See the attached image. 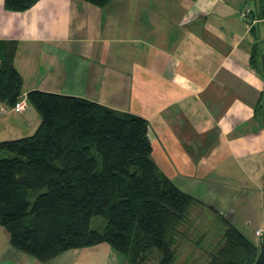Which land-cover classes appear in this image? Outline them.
Instances as JSON below:
<instances>
[{
    "label": "crops",
    "instance_id": "0c3cea01",
    "mask_svg": "<svg viewBox=\"0 0 264 264\" xmlns=\"http://www.w3.org/2000/svg\"><path fill=\"white\" fill-rule=\"evenodd\" d=\"M3 5L0 0V41L16 44L22 95L38 89L139 115L148 121L154 163L163 173L173 170L172 181L205 184L213 196L223 186L212 178L235 175L264 195V51L251 61L264 40V0H109L102 7L38 0L20 12ZM244 7L251 13L242 20ZM112 93L121 106L104 101ZM32 113L26 100L15 117L25 129L11 122L10 138L34 132L39 118L33 121ZM0 238V264H108L111 258L102 243L40 262L14 250L1 225Z\"/></svg>",
    "mask_w": 264,
    "mask_h": 264
},
{
    "label": "trees",
    "instance_id": "16d2710c",
    "mask_svg": "<svg viewBox=\"0 0 264 264\" xmlns=\"http://www.w3.org/2000/svg\"><path fill=\"white\" fill-rule=\"evenodd\" d=\"M37 1L4 0L3 7L20 12ZM84 1L98 7L109 2ZM260 46L251 61L264 51V40ZM15 51L14 42L0 41V103L7 107L22 95ZM25 96L39 116L37 128L0 141V225L10 245L45 262L106 243L127 264H148L155 248L156 264H173L178 228L202 202L156 167L148 121L81 97L38 89ZM209 208L224 226L223 236L202 251L199 263L264 264V230L256 244ZM97 215L107 220L101 231L90 225Z\"/></svg>",
    "mask_w": 264,
    "mask_h": 264
},
{
    "label": "rangeland",
    "instance_id": "374dc122",
    "mask_svg": "<svg viewBox=\"0 0 264 264\" xmlns=\"http://www.w3.org/2000/svg\"><path fill=\"white\" fill-rule=\"evenodd\" d=\"M89 91L91 95H94V91L92 90ZM99 92L101 93L100 95L104 93L101 91ZM115 92L118 93V89H116ZM120 98L121 97H119L117 94L114 95L112 93L107 95L104 98V101L106 103L116 104L121 106L122 104L121 102H119ZM0 106H2L4 109H8V107L3 103L0 104ZM29 110L30 109H28V112ZM18 112L19 111L13 112L8 115H6L5 113H0V141L17 139V138H10L12 137V133L11 131H7L6 128L7 127L15 128V125H13L8 120V117L9 116L16 117L18 115ZM38 118L39 116L36 112V117L34 114L32 119L33 121H36ZM29 133L30 130L25 131L23 135L27 136L29 135ZM216 142L217 139L215 137V134L214 132H211V149L214 147V145H216ZM204 153H206V150ZM186 154L187 157L191 158V154L189 153V150H187ZM171 173H173V170L171 169H168L166 173L164 172V174L167 177ZM219 175L220 176L217 177V179L212 178L211 181L212 184L219 185L220 183V185L223 186V188H220L219 191H217L216 194L213 196L205 187V184L199 186L197 184H194L193 180H190V182H192L190 184L188 183V179L186 178L185 179H178L177 177L174 178L173 181L174 183L178 184V187L184 189L183 191L185 192L188 191L187 193H189L190 195L201 201L202 205L192 206L188 214L187 222L180 225L178 228V232L176 234L177 253L175 258L176 260L174 261L173 264H200L199 256L202 253V251H204L205 248H215L216 245H218L222 240L224 226L220 222L218 216L214 214L213 209L209 208V206L213 207V205H215L216 207H218L219 212L225 218H227L231 223H233L237 227V229H239V231L243 233L252 242L256 244L260 242V238L255 237L254 232L255 229L258 227H263L264 229V195L261 196L260 194H258L257 188L254 186L240 185L238 178L234 177L235 175L232 177L229 176L226 177L224 176V174L221 173H219ZM247 184H250V182H247ZM207 198L211 199V201L208 200ZM204 201H209V202H204ZM106 221L107 220L104 216L97 215L91 218L90 225L92 228H96L101 231L105 226ZM3 233H4L5 242H7L5 237L6 232L3 231ZM103 244L106 245V243ZM110 253H111V258L109 257L110 260L108 259L109 261L108 264L128 263V258L125 255L116 253L113 250L110 251ZM159 257H160L159 252L155 248H152L148 256V260H147L148 264H156L159 260ZM28 258L29 256L27 257V259ZM53 262L54 261L45 264H54ZM96 264H103V263L97 262Z\"/></svg>",
    "mask_w": 264,
    "mask_h": 264
},
{
    "label": "built area",
    "instance_id": "2783aa9c",
    "mask_svg": "<svg viewBox=\"0 0 264 264\" xmlns=\"http://www.w3.org/2000/svg\"><path fill=\"white\" fill-rule=\"evenodd\" d=\"M251 13V10L249 8H242L239 13L238 16L240 19L245 20ZM26 96L25 95H21V98L19 99V101L16 103L15 106L13 107H8V109H4L2 106H0V113H12V112H17V111H21L24 110V108L26 107ZM263 227H258L255 229V237L261 238L262 234H263Z\"/></svg>",
    "mask_w": 264,
    "mask_h": 264
},
{
    "label": "water",
    "instance_id": "95a60500",
    "mask_svg": "<svg viewBox=\"0 0 264 264\" xmlns=\"http://www.w3.org/2000/svg\"><path fill=\"white\" fill-rule=\"evenodd\" d=\"M8 120L10 122H12L13 124H16V125L20 126L21 128L25 129V126H22V124L20 122H18L15 117H9Z\"/></svg>",
    "mask_w": 264,
    "mask_h": 264
}]
</instances>
